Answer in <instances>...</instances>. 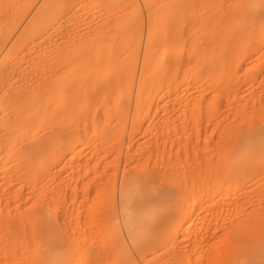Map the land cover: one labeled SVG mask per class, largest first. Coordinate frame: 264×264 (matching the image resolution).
<instances>
[{
  "label": "rangeland",
  "instance_id": "obj_1",
  "mask_svg": "<svg viewBox=\"0 0 264 264\" xmlns=\"http://www.w3.org/2000/svg\"><path fill=\"white\" fill-rule=\"evenodd\" d=\"M149 1L150 0H47L48 5L46 4V6H56L58 8L50 18L44 19L42 23L36 26L31 24L26 25V21L35 14V11L43 9L40 8V5L43 4L44 0L4 1L5 4H8V6L11 5L13 8L15 24L10 28L8 23L4 25L7 30L6 35L9 40V46L11 47L9 53H12L11 57L8 56L9 53H7V57L9 58L5 61L8 66L10 64L12 66L10 69H4V67L0 71V85L5 89L3 92H6V94L2 93L0 98L1 213H7L4 217L10 216L11 214L13 217L14 215L20 216V213L17 212V209L19 210L17 207L22 209L27 206L28 208L26 207L23 210H29L32 204L27 205L29 204L28 201H36L37 198L35 194L37 195L38 192H44V194H46L44 196L45 201L41 202L43 199L39 201L38 198L37 201H39V204L36 201L33 205L40 206V203L43 204L47 201L45 205L53 209L52 215H46V220L49 221L50 224L52 221L53 223H57L62 220L61 223L64 222V225L65 222H67V229L62 225V227L65 228L64 230H68L70 233L74 229L76 233H78V236L79 234L81 235V237L79 236L80 238L86 240L81 242H89V245L94 235V240L92 239L94 242L90 245L89 248L91 249H88L87 256H85V250L89 246L87 245L85 247L87 243L83 245L85 247V254L84 252L81 255L77 254V249V251H71L69 259H72L73 256L74 258L79 257L77 258L79 261L73 258L72 264L75 262L76 264H94V257L92 259L91 256H89V250H92V247L93 252L91 251L90 255L93 254L97 256L96 260L98 261H95L96 264H98V262L99 264H264V158L256 162L255 159L260 152H254L252 154L253 161L249 165L244 167L241 166L239 169V174L242 175H236L229 179L227 186L221 187L212 181L214 177H217L219 171L230 168L221 165V160L224 157L223 153L225 151V136L228 137V135H225L227 132L223 133L225 132L224 124L228 123V125L234 126L238 122L240 123L242 118L239 113H245L240 112L241 109H247V112L251 109L253 114L256 115L257 112L261 110V107L264 108V38L260 39L258 44L254 43L249 46L253 48L252 51L250 50L251 53H248L250 51L247 50L245 53L234 57L240 59L241 63L235 66L234 74L230 79L227 78V76L216 77L215 80H220L222 83H225L227 80L231 81L226 90L223 89L224 87H216L214 85L216 81H213V79H204L203 76L201 77V68L203 66L201 63L197 65L194 72L190 73L189 79L183 81L178 79V81H173L168 78L166 87L161 91L163 98L160 105L164 104L163 107L157 108V105L151 102L148 108V115L144 116L145 114H141V118L134 124L136 128L134 127L135 133L132 137L129 136V130H131L130 128L132 127V123H130L131 117L128 119L125 132L128 131L125 133L124 148L119 152L120 154H118V156L117 153L115 155V153L110 150L101 151L99 149L101 146V136H104L105 132L111 135L116 125V108L118 104L114 102L107 104L105 107L109 114L107 123L105 122L102 124L106 115L103 107L99 106V109L92 112V115H94V117H92L96 120V129H99V133L92 131L90 120H87L88 123L83 119V121H81L79 117L76 118L74 112L70 114H72L76 120H72L73 118L71 119V117L67 115L68 118L66 119L65 116L66 120L64 119V122H58V119H55V121L53 120L50 121L51 123H48L47 120V122L45 120V122H43L39 117L42 121L37 119L39 122L38 126V122L36 123V119H34L35 122L32 120L24 126L37 128L34 130L33 128L30 129L27 127L28 133H23V136H21L22 132L18 133L19 131H17L18 134H21L18 135L15 133L16 131H14V129L11 130L5 127L8 121L5 122L4 115H7L8 118H14L17 114L12 108V101H18L17 99H20V96L22 97L25 95L26 91L28 92V90L32 88L33 82L37 80L38 82L34 84L38 86V83H48L50 75L51 79L56 78L58 80L60 77L67 74V65H69V62L65 59V54L67 52L68 54L71 52V56L76 55V59L70 62V64H73L75 69L80 67L77 71L79 72L81 69V72H79V74L75 73L77 77L76 80L85 83L91 76L89 77L87 74L81 75L82 66H85V62H83L82 65L80 62L85 59L82 57V59L78 61L79 56H83L84 52L89 48V54L93 55L90 61L94 59L96 62L95 53H99V40L101 41L100 44L105 42L103 46L107 44L105 47L107 52L132 53L136 51V53L142 54L146 51V45L150 40V37L147 35L148 13L150 10ZM205 11L207 10L202 11L200 17L205 16ZM43 12L41 11V13L37 15L43 17ZM244 15L247 16V13ZM123 17H126L124 25H115L117 19H124ZM190 24L191 20L188 19L187 26L189 27ZM136 25H141L138 32H134V27ZM240 30L241 27L236 26L235 33H238ZM93 42L96 45L95 48V45L91 46V48L87 47L90 43L93 45ZM79 46L80 48H78ZM75 48L77 50H75ZM81 48L86 50L82 51ZM77 51L83 52V54ZM52 57H54V59H52ZM89 57L84 58H86L87 61ZM97 57H99V55ZM193 57L194 55L192 54L190 62L193 60ZM236 59H234V62H237ZM54 60L55 62L53 64ZM87 63L90 62L88 61ZM90 80L93 81L92 79ZM194 82H197V87H195ZM91 83L93 84V82ZM41 84L39 85L40 87ZM45 84H43L42 87H45ZM60 84V87L64 88L70 86L68 81H60ZM230 87L231 90H228ZM23 88L26 89V91ZM20 89L23 92L20 91ZM235 91H237V94L234 95ZM225 92L230 93L229 100L236 101L233 102V106L230 105L232 109L229 106L231 110L226 106L227 98L225 97ZM71 95L72 94H67L66 97L71 98ZM10 96H12V98H10ZM250 97L256 98L253 100ZM196 98L199 100V103L198 106L195 107ZM245 99H248V102ZM66 100L67 99L61 101L59 99V102H56V106H54L56 108L53 107L54 113L52 112L54 115L56 112L58 113L57 108L61 110L60 108L64 105L66 106ZM237 101L240 102V106L242 105L243 107L238 106V110H235L234 108H236ZM168 103H170L169 108L165 105ZM129 107L131 108V112L134 110L141 111V107H136L134 102L130 103ZM168 115L170 119L167 120V118H169L167 117ZM162 116L166 117V119L164 118L166 121L165 123L169 122L167 124H169L168 128L171 133V136L168 134L170 138H167L166 135L163 136L162 134H158L160 133L158 132L160 127L159 119L162 118ZM92 117L91 121L93 119ZM56 121L58 123H55ZM44 124H46V126ZM51 124L55 126L52 127L50 126ZM60 124L65 126L63 127L62 133V129L59 130L61 127ZM18 125L21 126L20 123ZM34 125H36V127H34ZM48 125L50 127H48ZM56 125H60L57 127L58 129L55 128ZM77 126L80 127V131ZM81 126L84 127L83 131ZM222 126L224 130H222ZM51 127L60 131L59 133L54 131L55 134H58L57 138L65 137L66 135V138H62L63 140H69V138L74 137L75 132L77 133L76 128H78L80 134L81 132L83 133L79 137L80 140L78 142L76 140L69 145L65 142L63 147H66H62L64 150L61 148L58 150L59 152L56 150L50 151L48 145L52 137L49 131ZM28 128L30 130H28ZM85 128L87 131H85ZM155 128L156 130L153 134ZM169 130H167V132H169ZM91 131L93 132L92 135L89 134ZM60 133L61 136H59ZM62 134L65 135L62 136ZM97 134H99V136H97ZM48 135H50V137ZM149 137L152 142L149 140ZM223 139L224 143L222 144ZM10 140H12V145L9 146V143H11ZM164 140L167 141L164 142ZM145 141H150V146L147 147V149H145V147L148 143ZM156 142L159 144L165 143L166 148L162 147L164 145L161 146L156 144ZM151 143L155 145L154 149L159 145L155 151ZM159 147L163 148V150ZM159 149L164 152L163 155ZM73 150L75 151L73 152ZM144 150L145 153H143ZM147 150L149 151L148 154ZM157 150L160 151H158V155L156 154ZM20 151L25 152L22 157L19 156ZM150 152H152L151 156L149 155L151 154ZM54 154H56V159L53 157ZM57 154H60V156ZM114 156H117V158H114ZM35 157L43 158V163L47 165V167L55 162V164L51 166L52 168L50 167V172H47V169L46 173L42 175V183L37 182V186L47 183L50 189L54 187L53 191L49 193L48 191L50 189L49 187L47 188L46 184L43 187L41 185L38 186V188L41 186L40 191L37 188V191L33 190V192H30V185L34 183V179L37 178H33L29 175ZM145 157L148 160L147 166L149 165V167L151 166L155 170H162L161 173L165 171L164 173H171L177 177V184L181 191L179 198L182 197L181 199H183V201H180V199L178 201L180 204L178 202L175 203L174 209L176 210V207H179L181 208L180 210H182L183 207H185L186 209L184 208L183 210H186L187 213L184 221L183 216L176 214L174 210V217L170 214L171 217L169 219L172 221V224H174V226L171 227L167 226L168 224L170 225L171 221H168L164 215L163 217L166 220L157 219V222L159 223V221H162L167 224L168 221L167 225H163L165 228H160L162 222L159 224L160 226L158 225L160 229H155L158 223H156V225H152L154 223H149V227L147 228L156 230V233L154 232L151 236L154 240L150 237L147 241L148 243H145V246L135 247L127 236H125L124 241L116 236L117 234L114 227H119L117 224V226L113 224L115 225L113 229L109 226L110 223H113L110 222V220H114V222L116 221L121 225L120 228L123 227L119 214L118 217L116 214L115 216L113 215V217V212L109 214L107 212L111 211L108 209L110 206L109 204L115 196H117L115 201H119V187L121 186L119 182L123 180L122 176L124 169L127 168V170L131 171L132 167L138 164L141 159L144 161L143 159ZM115 159L118 161L114 162ZM115 167L116 169L119 168V170H114ZM159 170H157V172ZM114 172H117L118 175ZM112 175L118 177L114 178L115 176L113 177ZM43 180H45V182ZM112 181L117 184H113ZM58 182L60 187L63 186V188H59L61 193L59 189L56 191L57 187H59ZM22 183H24L23 186ZM64 185H67L65 187L67 188L66 190L64 189ZM113 185H116L114 187L118 188V190H115ZM41 188L43 191H41ZM29 193L34 194L29 196ZM50 193H53V197L56 194L55 198H52ZM111 194L116 195L112 197ZM27 195L31 199L28 198ZM192 199H194V203H196L194 210L192 209ZM17 200H19L20 204L16 203ZM182 202L183 204L181 205ZM65 211L68 213L66 214ZM176 211L179 212L178 210ZM15 212L17 214H15ZM12 216L11 218L13 219ZM95 216H99V218H95ZM64 217L66 219H64ZM160 217L157 215L156 218ZM115 218H119L118 220L120 221L115 220ZM15 219L20 220L21 217H19V219H17V217L14 218L16 222ZM181 221L183 223L180 225ZM20 222L22 223V220H20ZM95 222H99V228H97L98 226ZM23 223L25 224V222ZM44 223H46V221ZM44 223L42 225H44ZM91 224L94 225L93 229ZM25 226L28 235V225L26 224ZM25 226L23 227L25 228ZM3 227L5 228V225L2 226V228ZM24 228L22 229V231H24L23 233L26 231ZM45 228L41 231L40 229L42 228L40 227L38 229L40 232L37 231V233L39 232L41 234V232L45 231ZM98 229L99 237L96 236L95 238ZM76 235L74 237L77 238L78 236ZM29 237L30 239H28ZM27 240H31L30 234L27 236ZM69 240L67 239V241ZM94 244L95 248H97L96 251L94 250ZM29 246L28 249L30 250L32 245L31 247ZM98 250L99 252H97ZM14 251L16 252V250ZM73 253L76 254V256ZM7 254L5 256L4 254L0 256V264H4V261L5 264L7 261V264H13L12 258ZM80 257L88 258V260L85 258L81 259ZM69 259L65 262L66 264H71L70 262H72V260L69 261ZM90 260L93 263H89ZM24 264L26 263L24 262Z\"/></svg>",
  "mask_w": 264,
  "mask_h": 264
},
{
  "label": "bare ground",
  "instance_id": "obj_2",
  "mask_svg": "<svg viewBox=\"0 0 264 264\" xmlns=\"http://www.w3.org/2000/svg\"><path fill=\"white\" fill-rule=\"evenodd\" d=\"M4 1L5 0H0V71L4 67H5L4 69L7 68L10 69L12 66L11 64L8 66L7 62L5 61L6 59L9 58L7 57V53H9L11 47L9 46V40L6 35L7 30L5 29L4 25L5 23H8L10 28L15 24V18L13 16L14 14L13 8L11 5L8 6V4H5ZM46 4H47V0H44L43 4L40 5L41 6L40 8L43 9L42 10L38 9L37 11H35V14L27 19L26 25L31 24L33 26L34 25L36 26L37 24L42 23L44 19L50 18L56 12L58 7L56 6L50 7V6H46ZM149 4H150L149 5L150 10L148 13L149 15H148L147 35L150 37V40L146 45V51H144L142 54L136 53V51L132 53L107 52L105 48L107 44L103 46L105 42L103 41L104 43L100 44L101 41L99 40V53L98 52L95 53L96 54L95 58L97 60L95 62L94 59L93 60L91 59L90 61V58H93V55L89 54L88 52L89 48H87V50L84 48L83 50L81 48L82 51L86 50L88 55L86 54V52H84L83 54V52L77 51L78 53L80 52L81 54H83V56L81 57L79 56V60L78 59L77 60L80 61L82 57L83 59H85L80 62L81 65L83 62H85V66L84 67L82 66L81 75L87 74L89 75V77L91 76L87 81L88 83L87 82L84 83L76 80L77 77L75 73L79 74V72H81V69L78 72L77 70L80 67L75 69V67H73V64L72 65L70 64V62L76 59V55L71 56V52H69V54L67 52L65 54L66 55L65 59L69 62L68 63L69 65H67V74L65 76L60 77L58 79L59 81L56 78L51 79V75H50L48 83L46 84L38 83L39 85L41 84V87L39 85L35 86L34 83L38 82L36 80V82H33L34 85L33 84L32 86L30 85L32 87V88L30 87L31 88L29 89L30 91L27 88L28 92L26 91V89L23 88L26 91V94L23 95L25 93L24 92L22 94L23 96L22 97L20 96V99H17L18 101L16 100L12 101L13 102L12 108L16 111L17 113L16 116L14 118H8L7 115H4L5 122L8 121L6 122L5 127L11 130L14 129V131H16L15 132L16 134L22 132L21 133L22 135L21 134L18 135L23 136V133H28L27 127H29L24 125H26V123L32 120L33 122H35L34 119H36V123L38 122L37 119H39V117L43 120V122L47 120L48 123L53 120L55 121V119L56 120L58 119L57 120L58 122H64L68 117H71V119L73 118L72 120H76L74 119L72 114H70L74 112L76 118L79 117L81 121L85 120V122L88 123L87 120H90L92 131L98 132L99 129H96L97 124L95 123L96 120L93 118L94 115H92V112L93 111L95 112L97 109H99V106L103 107L106 115L102 124H104L105 122L107 123V117L109 114L107 112V109H105V107L107 104L114 102L115 104H118V107L116 108V113H117L116 125L111 135H109L108 132H105L104 136H101L100 138L101 146L99 147V149L101 151L110 150L111 152L115 153V155L117 153L118 156V154H120L119 152L122 151L124 148L125 133L128 131L127 130L125 132L128 119L131 117L130 118L131 122L130 121L129 122L132 123L131 124L132 127L130 128L131 130H129L130 132L129 136L132 137L135 133L134 129L136 128L134 124H136L137 120L141 118L142 116L141 114H145L144 116L148 115V108L150 107L151 102L156 104L157 108L163 107L164 104L160 105L161 100L163 98V94L161 93V91L163 88L166 87L168 78H170V80L173 81L174 80L178 81V79L180 81L189 79L190 73L194 72L197 68V65L201 63L203 64L201 68L202 69L201 77L203 76L204 79H213V81H216L215 79L217 76H227V78L230 79L234 74L235 66H238L239 63H241L240 59H236L234 57L242 53H245V51L247 50L252 51L253 48H250L249 46L253 45L254 43L258 44V41L264 38V15H263L264 0H150ZM203 10H207L204 12L205 16L200 17ZM41 11L42 12L44 11L43 17L37 15L41 13ZM246 13L248 17L244 15ZM200 18H203L204 20ZM125 19L126 17L124 19L118 18L115 25L117 26L124 25ZM188 19L191 20V24L189 25V27L187 26ZM236 26L241 27V30L238 31V33H235ZM134 28H135L134 32H138L141 28V25L139 26L136 25ZM94 45L95 43L93 45L90 43L89 46L87 47L91 48V46ZM95 47L96 45L94 46V48ZM78 48H80V46ZM75 50L77 49L75 48ZM251 51L248 53H251ZM192 54L194 55V57L193 60L190 62V57ZM98 55L99 57H97ZM8 56L11 57L12 53H9ZM54 57H52V59H54ZM84 57L86 58L89 57V59H87L86 61V58ZM234 59H236L237 62H234ZM88 61L90 63H87ZM54 62L55 60L53 61V64ZM187 63H188V67L186 69ZM81 65H77V66H81ZM90 79H92L93 81H91ZM60 81L61 82L68 81L70 83V86L65 88L60 87L61 86ZM91 82H93V84ZM230 82L231 81L227 80L225 83L224 82L222 83L220 80H217L214 85L218 88L224 87L223 89L226 90ZM43 84H45V87H42ZM196 84L197 82H194L195 87H197ZM231 87L228 90H231ZM3 91H5V89L2 88V86L0 85V98L2 96V93L6 94V92ZM20 91L22 90L20 89ZM67 94H72L70 96L71 98H67L66 97ZM225 94H226L225 97L227 98L226 106L227 108H229V106L230 105L233 106V102L236 101L229 100L230 93L225 92ZM235 94H237V91H235L234 95ZM10 98H12V96H10ZM255 98L256 97L254 98L252 97L251 99L255 100ZM59 99L61 101L67 99L66 100L67 104L66 106L64 105L62 108H60L61 110H58L57 108L58 113L56 112L55 113L56 116H55L53 114L54 113L53 107L56 106L55 104L56 102H59ZM245 100L247 101L248 99ZM132 102L135 103L136 107H141V111L134 110L133 112H131V108L129 107V105ZM198 103L199 100L196 98L195 107L198 106ZM169 104L170 103L165 105H167V107L169 108ZM232 106H230V108ZM238 106H240V102L237 101L236 108L234 107L233 108L235 110H238L237 108ZM240 107L243 106L241 105ZM260 109L261 110L257 112V114L255 113L256 115L253 114V111L251 109H250L251 111L248 110V112L247 109H241L240 112H245V113H243L244 115L239 113L240 117L242 118L241 119L242 121L240 123L238 122L239 124L237 123L234 126L233 125L230 126V124L228 125V123L224 124L225 130L223 129L222 126V130L225 131L223 133L227 132V134L225 135H228V137L225 136L227 140L225 139L226 142L224 145L225 151L223 153L224 157L221 160V165L230 168L219 171L217 173V177L213 178L212 181H214L218 186L221 187L227 186L229 179L233 178L236 175H242L239 174V169L241 168V166L244 167L246 165H249L253 161L252 154L254 152L257 151L260 152L258 157H256L255 159L256 162L261 161L264 158V108L261 107ZM91 117L94 120L92 119L91 121ZM167 117H169V115ZM164 118L166 119L165 116H162V118L159 119L160 127L158 129V132L160 133L158 134H162L163 136L166 135L167 138H170L171 133L168 128L169 124H167L169 122L165 123L166 121ZM168 119H170V117L167 118V120ZM57 121L55 123H58ZM19 123L21 124V126L18 125ZM37 125L39 126V122ZM44 125L46 126V124ZM63 125H61V127L59 128V130L62 129L61 133L63 131V127H65ZM50 126H52V124ZM50 126L48 125V127ZM59 126L56 125L55 128L58 129L57 127ZM34 127H36V125H34ZM52 127L50 128L51 130L49 129L50 133L52 134L51 142L48 145L50 151L60 150L63 147V144H65V142L68 145L71 144V142H75L76 140L78 142L80 140L79 137L83 133V132H81V134L79 133L80 127L77 126L79 128V131L78 128H76L77 133L75 132L74 137L69 138V140L67 139L68 140L67 141L66 139L64 140L62 139V138H66L65 134H62V136L65 135V137H60L61 139L59 137L57 138L58 134H55L54 131H57L58 133L60 131L53 129ZM25 128L27 132L25 131ZM29 128L28 130L32 129L33 127L30 129ZM36 128L33 129L35 130ZM82 128L83 131L84 127ZM155 130L156 128L154 129L153 134ZM167 130H169V132H167ZM17 131L19 132L17 133ZM85 131H87L86 128ZM92 131L89 134L92 135L93 133ZM61 133L59 136H61ZM168 134L170 136H168ZM48 136L50 137V135ZM97 136H99V134H97ZM10 141L11 143H9V146L12 145V140ZM150 141L149 142L145 141L146 143H148L145 149H147V147L150 146ZM166 141L167 140H164V142ZM223 143H224V139L222 141V144ZM156 144L159 143L156 142ZM159 145L161 146L164 145L162 147L166 148L165 143ZM154 146L155 145L152 146L153 149ZM158 146L156 148H158ZM63 148L62 150H64ZM163 148L161 149L163 150ZM159 150H157L156 153L157 155ZM162 150L160 151L163 155L164 152ZM74 151L75 150H73V152ZM24 153L25 152L20 151L19 156L22 157ZM143 153H145V150ZM148 153L149 151L147 150V154ZM150 153L151 154L149 155L151 156L152 152ZM55 155L56 154L53 155L54 159L57 158L55 157ZM57 155L60 156V154ZM117 156H114V158L115 157L117 158ZM143 160L144 161H142L141 159V161L138 164H135L132 167L131 171L127 170V168L124 169V173L122 176L123 180L121 179L122 184L121 182H119V184L121 185L119 187L120 196L117 194L119 196L118 197L119 201L117 202L115 201L116 200L115 198L117 197L115 196L116 194L115 195L111 194L112 197L114 196L115 197L110 201L109 204L110 206L107 205L109 206V208L108 207L107 208L111 210L107 213L109 214L110 212L111 213L113 212L112 216L113 215L115 216L116 214L117 217L119 214L120 220L122 222L121 224L123 225L121 229L120 228L121 225H119L116 221L115 223L114 220L113 221L110 220V222L113 223L112 224L110 223L109 226H111L113 229V226L117 224L119 227H114L117 234L116 236H118L122 241H124L125 236H127L130 242L135 247L145 246L146 245L145 243H148L147 242L148 239H150L152 234L156 231L155 229L159 228L160 226L159 224L162 222L159 221L158 223L157 221L159 219L162 220L164 219L163 215L165 216L166 219H168V221H171L169 220L171 217L170 214L173 216L175 210L174 209L175 203H177L182 198V197L179 198L181 191L179 189L180 188L179 185L177 184L176 176H174L171 173H167V172L164 173L165 171L161 173L162 170L161 171L159 169L155 170L153 169V167L151 166L149 167V165L147 166L148 160L146 159V157ZM115 161L117 162L118 160L115 159L114 162ZM33 162L34 163L30 170L29 175L32 176L33 178L35 177L37 178H35L34 183L30 185L32 191L31 188L28 187L30 189V192H33V190H36L38 186L41 185L39 184L37 186V182L42 183L41 182L42 175L46 173L47 169L48 172L50 167L55 164L54 162L51 166L49 165L48 168L47 165L43 163L44 162L43 158H36V157L35 159H33ZM115 169L116 167L114 168V170ZM117 169L119 170V168ZM117 169L116 171H118ZM157 170H159L160 172L159 171L157 172ZM114 173L118 175L117 172ZM116 175H112V176L113 177L115 176L114 178H117L118 176L116 177ZM43 181L45 182V180ZM114 183L115 182H113V184ZM23 184L24 183H22V186ZM45 184L47 185V183ZM45 184L41 186L43 187L45 186ZM66 186L67 185H64L65 190L67 189L65 188ZM114 186L116 185H113V187ZM40 187L38 188L39 191H40ZM48 187L50 189V186L47 185V188ZM53 188L50 190L48 189L49 190L48 193L53 191ZM59 188L61 189L63 188V186L60 187L59 185L56 191ZM115 190H118V188H115ZM41 191H43L42 188ZM41 193L44 194V192ZM41 193L38 192V194L37 195L35 194V196L37 199L39 198V201L43 199V201L41 202H44L45 201L44 196L46 194L43 195ZM113 193H114V189H113ZM29 194L28 195L31 196L34 193L32 194L29 193ZM52 194L51 197L55 198L56 194L54 195V197L52 196ZM28 195L27 197L30 198ZM19 200H17L16 203L20 204ZM36 201L31 200L32 203L28 201L29 204L27 205H31V204L33 205L34 203H36ZM39 201H37V203ZM180 201H183V199H181ZM46 202L43 204L40 203V206L31 205L30 206L31 208H29V210L27 209L23 210L27 206L22 209H20V207H17L19 208V210L17 209V212L20 213L19 214L20 216L14 215L13 217L11 214L10 216L8 215L4 217V215H6L7 213L3 214L1 213L0 210V256L3 254L5 256L8 253L7 255H9L12 258L13 264L14 263L19 264L22 261H24L26 264H66L65 262H67V260L71 256V251L73 252V250L75 251L78 250L77 254L80 255L83 254V252L85 254L86 251L85 256L88 255L87 254L88 249H91L89 247L94 242L93 241L94 235L93 237L91 236L92 238L89 237L91 238L90 241H92L90 245L89 242L88 243L84 242L85 244L87 243L85 247L89 245L87 249L84 251L85 248L83 246L84 243H82L81 241L83 240L86 241V240L80 238L81 235L79 234L80 236L79 237L78 233H76L74 229L70 233L68 232V230L65 231L64 229L67 226V222H65V225L64 222L61 223L62 220L61 222L55 221L57 223H53L52 221L50 224V222L46 220L47 219L46 217L49 216V214L52 215L53 212V209L51 207L45 205ZM192 202H193L192 209L194 210L196 203H194L195 202L194 199L191 200V203ZM182 204L183 202L181 203V205ZM184 208L185 207H183V209ZM180 209L181 208L176 207V210H178L179 212H177L176 210L175 212L180 216L182 215L185 221L187 211ZM67 213L68 212H66V214ZM15 214L17 213L15 212ZM157 215L158 217L160 216L161 217L156 218ZM11 216L13 217V219L11 218ZM16 217L17 219L21 217L20 220H22V223L25 222V224L23 223V226H25L26 224L28 225L27 227L29 231L28 235L26 233L27 232L26 226L24 228L20 220L15 219L16 222L14 221V218ZM96 217L97 216H95V218ZM97 218H99V216ZM64 219L66 218L64 217ZM118 219L115 218V220ZM45 221L46 223H44ZM182 221L180 225L183 223ZM43 223L44 225H42ZM98 223L95 222L97 226L99 225ZM149 223L150 224L154 223L152 225H156V223L158 224L156 225L157 227L153 230L151 228L150 229L147 228L149 227ZM45 224L47 225V227ZM93 224H91L92 229L94 226ZM164 224L165 223L162 222L160 228H165V226H163ZM4 225L5 228L4 227L2 228V226ZM62 225L63 227L65 226V228H63ZM152 225L150 226L153 227ZM39 226L42 228L40 229L41 231L45 227L47 229L45 228V231L41 232L40 234L39 233L40 231L38 230L40 228ZM167 226L171 227L174 226V224H172L171 221L170 225L168 224ZM23 228L26 230L25 233H23L24 231H22ZM36 228L37 231H39L38 232L39 234L37 233V231L35 232ZM97 228H99V226ZM29 234L31 236L30 241L27 240V236H29ZM75 235L78 236L79 238L74 237ZM96 236L99 237V229L95 234V238ZM28 239H30V237ZM64 239L66 241L67 239L70 240L66 242ZM28 246L31 247L30 250L28 249ZM93 246L95 248V244ZM96 249L97 248H95L94 250L96 251ZM14 250H16V252ZM91 251L93 252V247L92 250H89L90 252L89 256H91L92 259L94 257L95 261H98L96 260L97 258L96 255H95L96 257L93 254H92L93 256L90 255ZM97 252H99V250ZM74 255L76 256V254ZM73 258L69 259V261L72 260V262H70L71 264L73 263ZM77 258L76 261H79L77 260ZM80 258L82 259L83 257ZM85 259L88 260V258ZM90 261L89 263H93L92 261L91 262ZM95 261L94 264H96ZM24 262H22L21 264H24ZM74 264H76V262Z\"/></svg>",
  "mask_w": 264,
  "mask_h": 264
}]
</instances>
